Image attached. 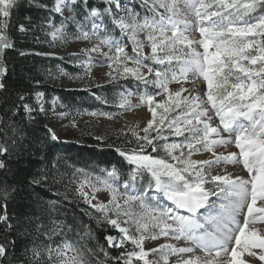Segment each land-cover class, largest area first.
I'll return each instance as SVG.
<instances>
[{"label":"snow or ice","instance_id":"1","mask_svg":"<svg viewBox=\"0 0 264 264\" xmlns=\"http://www.w3.org/2000/svg\"><path fill=\"white\" fill-rule=\"evenodd\" d=\"M179 2L153 0V7L158 5L164 13L159 14V19L155 16L141 19L121 0H103V7L93 6L90 0H51L50 4L27 0L29 7L42 9L45 15L40 25L20 23L19 31L28 35L36 27L46 31L47 25L50 29L47 35L53 41L99 39L98 44L81 49L88 57L81 65L85 74L92 75L96 58L103 57L109 69L105 73L109 82L129 77L138 82L136 92H120L119 107L146 104L151 113V119L142 129L144 135L133 133L143 143L132 151L116 149L130 166L128 179H124L117 165L101 169L106 176H97L95 182L85 170L77 169L84 173V179L76 191L94 210L85 214L94 216L98 227L107 225L117 231V235L104 237L109 248L122 250L118 257L112 258L115 264H255V260L245 258V253L264 262V231L258 232L255 227L258 221L264 223V0H183L187 9L183 14ZM20 4L21 0H0V54L15 47L7 30L12 10ZM56 16L61 18L59 24L54 22ZM25 19L31 22L32 17ZM68 25L75 26L74 34L67 31ZM115 29L129 36L135 57L127 55L126 46L112 34ZM140 32L145 33L150 55L144 52V43L137 39ZM104 47L108 50L104 51ZM70 55L75 57L76 53ZM149 60L151 64L147 63ZM6 72L0 61V78ZM189 81L191 88L185 87ZM173 82L179 85L175 90L169 88ZM201 82L206 85V91L196 88ZM139 84L144 85L145 91H139ZM4 88L0 80V90ZM149 88L158 91L153 93ZM35 96L39 111L44 112V93L37 92ZM133 96L139 97L136 105L132 103ZM103 102L108 103L106 99ZM21 109L25 119H35L37 107L20 95L19 102L13 106V119L0 127L3 134L0 138V264L6 261L8 264H89L81 247L69 243L54 246V237L62 235L65 228L76 227L58 218L59 200L45 201L36 194L27 211L19 214L8 211L9 203L23 191L22 185L9 183L8 159L13 152L22 155L31 147L23 146L27 133L14 119ZM158 110H162L159 117ZM100 115L111 118L110 114ZM45 128L53 141L59 140L51 127L45 125ZM165 129L181 139L169 143ZM153 131L156 136H151ZM160 140L164 141L166 158L151 154L161 150L156 143ZM232 143L238 152L216 151ZM149 148L151 152L147 151ZM198 152H208L211 156L193 159ZM214 165H242L248 177L212 174ZM145 173L151 177L147 187L143 184ZM48 180L47 171L42 170L32 175L26 186L35 192ZM102 192L107 193L108 199L99 197ZM44 216L48 217L49 225L43 223ZM79 227L85 229L81 239L91 237L90 225ZM160 237L175 243L146 249L147 240L156 241ZM19 240L24 241L22 259L16 256ZM129 243L133 246L130 251ZM197 250L207 258L198 256ZM67 251L73 255L65 258ZM87 251L96 254L92 248ZM149 253L158 255L160 260H150Z\"/></svg>","mask_w":264,"mask_h":264},{"label":"trees","instance_id":"2","mask_svg":"<svg viewBox=\"0 0 264 264\" xmlns=\"http://www.w3.org/2000/svg\"><path fill=\"white\" fill-rule=\"evenodd\" d=\"M39 3H51V0H38ZM93 6L103 7V0H90ZM45 15L42 9L29 7L27 0H21L19 8L12 10L11 23L7 34L14 42L15 47L5 49L0 54V61H3L7 68L6 74L0 78L5 84V88L0 90V127L10 123L13 106L19 102V96L24 95L27 102L37 107L33 114L34 120H27L23 117V110L17 114L14 119L22 124L27 133V140L24 141V147L28 150L20 155L13 152L8 159L10 168L9 183H16L23 186V191L9 203V213H23L28 210L30 201L39 194L43 200H59L61 203L58 218L65 221L66 224H75L76 227L65 228L62 235L54 237L55 244H63L71 241L74 246H79L84 251L85 257L89 264H106L111 262L113 257H118L121 249L109 248L106 235H117L115 229L105 225L98 227L94 216L85 214L94 212L84 203L83 198L76 191L77 183L84 176V173L77 172V169H83L85 172L101 174V167L117 165L124 173V179H128L127 173L129 165L119 156L117 148L123 147L128 142L131 134L121 132H111L104 134L102 139H97L92 134H80L76 141L64 142L53 141L50 133L45 128V113L49 110V104L45 103V111L40 112L36 105L37 92L44 93L45 101L57 96L66 105H72V99L78 96L80 91L65 89L61 87L57 80L60 77L59 70L66 74L74 72L68 58L59 55H36L35 53H48L53 48L51 37L47 35L50 29L45 25L46 31H41L39 27L34 28L28 35L19 31V24L40 25L42 16ZM31 16L29 22L25 19ZM56 24L59 23L60 17L53 18ZM113 28L111 23L108 25ZM116 30V29H115ZM114 30V31H115ZM114 34H117L116 31ZM39 37V40L36 39ZM21 52L25 53L21 55ZM71 107V106H69ZM0 133V138H2ZM8 135L11 131L8 130ZM42 170L47 171L49 180L46 185L35 189L28 188L27 180L32 175H38ZM2 176V174H0ZM35 212V209L32 210ZM43 223L49 225L47 216L43 217ZM90 225L92 228L91 237L81 239L85 231L80 225ZM34 227V225H32ZM24 241L19 240L17 243L16 256H20ZM95 250V255L88 252L87 249ZM127 250H129L127 248ZM105 252L108 253L105 256ZM5 264H8L6 261Z\"/></svg>","mask_w":264,"mask_h":264},{"label":"rangeland","instance_id":"3","mask_svg":"<svg viewBox=\"0 0 264 264\" xmlns=\"http://www.w3.org/2000/svg\"><path fill=\"white\" fill-rule=\"evenodd\" d=\"M122 4L127 7L134 9L136 13H138L139 17L142 19L145 16L153 17L159 19V14L164 13L163 8H159L158 5L153 7V0H148V3L145 4V0H121ZM238 2H243V0H238ZM178 7L181 9L182 14L187 11L184 8L183 0H180L178 3ZM247 19V17H244ZM60 23V21H59ZM58 23V24H59ZM111 22L108 21V25ZM67 31L70 33H75L76 28L74 25H68ZM116 31L117 34H114ZM113 31V35L121 40L123 44L126 46V53L131 57H135L136 53L132 51L133 42L129 39L128 35H124L120 33L119 29ZM170 34V33H169ZM196 37L199 36L198 33L195 34ZM137 39L141 40L144 43V52L148 55L151 54V49L148 42L145 39V33L140 32L137 34ZM259 39V38H257ZM51 42L53 48L48 53H55V55L65 56L68 58V61L74 69V72L66 74L62 70H59L60 77L57 80V83L65 88L71 89L75 91H80L77 97L72 99V105H66L63 103L57 96L52 97L49 101H45L43 98L42 102L45 107V103H48L49 110L45 113L46 119L45 124L51 127L56 135L59 137L60 141L71 142L76 141L80 134H92L94 137H102L106 133L111 132H121V133H129L131 134V138L129 136L128 142H126L122 149H126L129 151L135 150L138 148L139 143H143L142 141H138L136 136L133 133H138L140 136H143L144 133L142 129L146 126L147 121L151 119V113L147 110V105L143 104L138 107H130V108H121L119 107V94L121 91L131 90L133 92L137 91L138 82L135 79L129 77L127 80L121 78L118 81L109 82V78L105 76V73L109 71L107 68L106 62H103L104 58L99 57L96 58L94 66L92 67V75L85 74V68L81 65L88 61L87 54L82 53L81 49L84 47H92L94 44L99 43V39L93 38L90 42H82L77 41L73 38H69L67 40H55L53 41L51 38ZM103 47V46H102ZM108 49L104 47V51ZM202 51V49H200ZM70 53H76V56L70 55ZM95 58V54H93ZM103 62V63H101ZM147 63L151 64V60L147 61ZM175 63V62H174ZM131 66V65H130ZM159 67V66H157ZM146 71V69H145ZM179 87L175 82L169 84L170 89H177ZM185 87L191 88V81L185 84ZM196 88L200 91H206V85L201 82L196 85ZM151 92L158 91L154 88L148 89ZM139 91H145L144 85L139 84ZM96 97H101L100 100L96 99ZM156 100H160V96L155 97ZM206 99V97H204ZM107 100L108 103H104V100ZM139 97L133 96L132 103L133 105L138 104ZM95 112L98 115H91L90 113ZM162 110H158V117L161 114ZM59 113H64L65 115H59ZM100 113L110 114L108 115H100ZM214 116V113H213ZM215 118V116H214ZM216 123H219L218 118H216ZM75 124V126H73ZM151 136H156V132L153 131L150 133ZM164 135L167 136V141L169 143L179 141L180 137H175L171 135L167 129H165ZM157 145L161 148L158 153H151L153 156H159L161 158H166V152L163 150L164 141L160 140L156 142ZM148 152H151V149H147ZM216 151H223L225 153L229 151L238 152V149L235 148V144H230L227 148L218 147ZM211 153L208 152H198L193 155V159H208L210 158ZM170 159V158H169ZM127 162V161H126ZM112 166V165H111ZM102 167L103 168H110ZM236 166L238 169L237 175L247 178L248 173L246 170H243L242 165H222V166H213L211 169L212 174H227L231 173L232 170L228 169L229 167ZM229 170V171H225ZM93 182L96 181L97 176H106V173L95 174L91 172H86ZM234 175V174H233ZM146 179L143 181L144 187H147L149 182L151 181V177L145 173ZM84 179V176L77 183V187L79 186V182ZM90 191V189H88ZM99 197L101 199H108L107 193H99ZM84 201V200H83ZM88 205V204H87ZM89 206V205H88ZM93 210V209H91ZM94 211V210H93ZM264 224V223H263ZM262 224V225H263ZM256 225L259 224V221ZM256 227V226H255ZM257 228V227H256ZM264 228V227H263ZM263 228H257L258 232L264 231ZM134 231V228H133ZM117 232V231H116ZM164 239L168 240L165 237H160L159 240ZM159 240L155 241V245L150 246L149 248L157 247V245L162 244ZM167 242H173L168 240ZM175 242V241H174ZM173 242V243H174ZM67 243L74 245L71 241ZM65 244V243H63ZM61 244V245H63ZM127 248L132 250L133 246L129 243ZM255 251L259 252V249H255ZM246 254V253H245ZM73 255L71 251H67L65 253V258ZM151 259L160 260L158 255H153L149 253V257ZM251 258V257H249ZM249 258H247L249 260ZM142 264V262H140ZM264 264V262H262Z\"/></svg>","mask_w":264,"mask_h":264},{"label":"bare ground","instance_id":"4","mask_svg":"<svg viewBox=\"0 0 264 264\" xmlns=\"http://www.w3.org/2000/svg\"><path fill=\"white\" fill-rule=\"evenodd\" d=\"M228 169H230V170H232L231 172H232V174H234V175H237V171H236V169H238L239 170V168H237L236 166H234V167H229ZM225 171H229V170H225ZM257 224V223H256ZM255 224V226L257 227V228H263L264 227V224L263 223H261V222H259V224H261V225H256ZM263 224V225H262ZM264 229V228H263ZM167 241L168 240H164V239H161V240H159V242L160 243H167ZM174 242V241H173ZM175 243V242H174ZM178 243H180L181 245H183V241H180V242H178ZM145 244H146V249L147 248H149L150 246H153V245H155L156 243H155V241H153V240H147L146 242H145ZM196 254L198 255V256H200L202 259L203 258H207V257H205V254L203 253V252H200L199 250H197V252H196ZM213 255H214V253H213ZM245 258L247 259V258H249V257H247V254H245ZM170 259L171 260H174L175 259V257H170ZM224 259H227V257H224ZM248 260V259H247ZM249 260H255V264H262V262H260L259 260H257L256 258H254V257H251V258H249Z\"/></svg>","mask_w":264,"mask_h":264}]
</instances>
